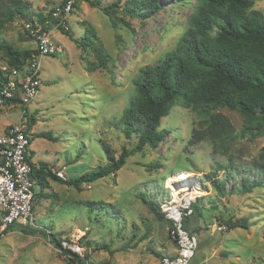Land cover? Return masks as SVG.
<instances>
[{"label": "rangeland", "instance_id": "rangeland-1", "mask_svg": "<svg viewBox=\"0 0 264 264\" xmlns=\"http://www.w3.org/2000/svg\"><path fill=\"white\" fill-rule=\"evenodd\" d=\"M22 1L28 3L30 19L38 22V16L45 18L65 0ZM163 3L164 8L147 20L130 19L132 29H114L100 10L76 0L67 21L71 38L47 26L63 52L40 59V91L26 108L25 115L35 120L28 121L33 163H47L54 174L63 171L70 179L97 170L108 162V155L116 159L122 147L137 141L135 135L126 140L119 124L136 96L134 81L142 67L155 65L175 49L195 8L194 0ZM252 3L251 10L264 15V0ZM87 25L95 30L96 46L107 56L111 73L87 71L86 63L96 61L93 52L75 44ZM0 42L19 51L35 48L17 16L0 26ZM3 63L0 53V66ZM22 110L0 105V136L20 121ZM219 111L234 129L226 148L208 139L191 144L193 131L205 126L177 103L160 121L159 130L168 131L164 140L155 149L145 147L131 155L114 175L80 189L50 178L49 187H41L34 179L32 225L0 227V264H76L77 257L83 264H160L164 255L172 254L173 241L164 215L156 217L145 203L159 207L172 183L182 186L190 177V187L196 186L200 194L193 203L199 213L193 211L188 229L199 244L188 264H262L264 175L256 166L264 134L241 135L245 122L240 113ZM39 133H49L53 140L36 137ZM184 172L191 175L186 173L185 179L180 176ZM208 175L221 183V194ZM98 202L105 208L96 206ZM228 219H244L247 229L219 230ZM55 239L76 242L84 252L79 256L63 252Z\"/></svg>", "mask_w": 264, "mask_h": 264}, {"label": "trees", "instance_id": "trees-1", "mask_svg": "<svg viewBox=\"0 0 264 264\" xmlns=\"http://www.w3.org/2000/svg\"><path fill=\"white\" fill-rule=\"evenodd\" d=\"M82 1L91 8L100 10L108 17L114 29L117 26L132 29L130 19L147 20L165 6L163 0ZM194 1L195 8L188 19V28L175 49L164 54L155 65L142 67L134 81L136 96L123 112L119 124L126 140L129 141L135 135L137 141L130 148L122 147L116 159L108 155V162L97 170L84 172L67 180L58 179L47 163L40 162L38 169L33 168L31 176L41 187L48 188L47 178H50L68 187L80 189L83 184L114 175L131 155L141 153L145 147L155 149L164 140L168 131L159 130L160 121L177 103L189 108L205 126L204 129L193 131L191 144L208 139L213 144L226 148L228 140L234 138V129L220 109L240 113L245 122L241 135L245 132L251 136L264 134V15L251 10L252 0ZM104 2L106 3L103 4ZM15 16L24 22H33L28 15V3L22 0L0 1V26ZM49 20L50 13L45 18L38 16V23L44 25V30L47 29L45 22ZM59 30L69 36L68 31L62 28ZM96 42L95 30L89 25L85 27L84 37L75 40L78 48L89 47L93 52L96 61L86 63L88 72L103 69L111 73L107 67V56L100 46H96ZM34 52L19 51L0 42V53L6 63L18 69L24 67ZM18 103L19 99L6 102L11 106H17ZM20 108L27 113L26 108ZM27 116L33 124L35 120L31 115ZM29 126L28 124L27 132ZM35 136L53 140L49 133ZM259 159L256 169L264 175V146ZM206 178L211 180V185L220 193L221 183L218 179L214 175ZM145 204L156 217H163L154 202L148 201ZM96 206L105 208L102 202L96 203ZM192 210L199 213L195 204L192 205ZM189 218L183 221V227L191 232L188 229ZM165 222L171 230V222ZM225 226L228 231L235 228L247 229V222L244 219H228ZM11 227L14 225L7 230ZM54 241L61 251L68 252L61 249L60 241ZM81 260L75 258L76 264L79 261L83 264Z\"/></svg>", "mask_w": 264, "mask_h": 264}, {"label": "built area", "instance_id": "built-area-1", "mask_svg": "<svg viewBox=\"0 0 264 264\" xmlns=\"http://www.w3.org/2000/svg\"><path fill=\"white\" fill-rule=\"evenodd\" d=\"M75 2L76 0H65L63 5L54 7L50 13L51 20L45 22V27L50 25L54 30L62 28L64 31H69L67 21ZM23 26L26 35L34 40L35 52L21 69L12 67L8 63L0 66V105H7V101L19 99L17 106L27 108L40 91L38 87L40 59L45 56L53 57L63 52L62 47L52 39L49 30L43 29L44 25L37 21H23ZM28 121L29 116L22 110L20 121L11 125L7 133L0 136L1 229L16 224L32 225L35 201L34 179L31 174L33 168L37 167L29 157ZM184 173L191 175L189 172ZM55 176L58 179L67 180L63 171H57ZM190 185H192L191 177L184 181V186L177 187L175 183H172V190L166 188L167 196L158 205L165 219L171 222L170 236L173 241V253L164 255L160 264H188L198 249V236L183 227V221L191 217L193 213L192 205L197 195H192V192L199 191L195 188L196 186L190 187ZM174 189H180L181 193L174 195L177 193L173 192ZM223 228L226 227H218L219 230ZM60 245L63 250L71 254L81 255L84 252V249L76 242L62 241Z\"/></svg>", "mask_w": 264, "mask_h": 264}, {"label": "bare ground", "instance_id": "bare-ground-1", "mask_svg": "<svg viewBox=\"0 0 264 264\" xmlns=\"http://www.w3.org/2000/svg\"><path fill=\"white\" fill-rule=\"evenodd\" d=\"M185 174H186V173H182V174H180V176H183V177L186 179ZM185 179H184V180H185ZM184 180H181V181H184ZM182 186H184V185H182ZM171 190H172V188H171ZM178 191H179V192H178ZM173 192H174V193L177 192V193L174 194V195H178L179 193H181L180 189L173 190ZM198 194H200V192L197 191V190H195L194 192H192V195H198Z\"/></svg>", "mask_w": 264, "mask_h": 264}, {"label": "crops", "instance_id": "crops-1", "mask_svg": "<svg viewBox=\"0 0 264 264\" xmlns=\"http://www.w3.org/2000/svg\"><path fill=\"white\" fill-rule=\"evenodd\" d=\"M32 132V131H31ZM29 133H30V131H29ZM31 143V142H30ZM31 160V159H30ZM31 162H32V160H31ZM33 163V162H32ZM36 167H37V169L39 168V164L37 165V164H35V163H33ZM35 201V200H34ZM36 202V201H35ZM172 253H173V250H172Z\"/></svg>", "mask_w": 264, "mask_h": 264}]
</instances>
